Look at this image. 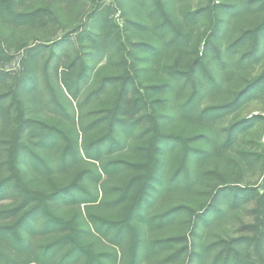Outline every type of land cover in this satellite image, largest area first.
I'll return each mask as SVG.
<instances>
[{
	"label": "rangeland",
	"instance_id": "1",
	"mask_svg": "<svg viewBox=\"0 0 264 264\" xmlns=\"http://www.w3.org/2000/svg\"><path fill=\"white\" fill-rule=\"evenodd\" d=\"M166 1L175 24L183 23L184 29L191 31L189 42L177 50L168 43L171 30L161 39L155 34L153 26L159 17L153 12L151 0H146L143 5L137 0H15L13 9L17 12L31 11L39 6L47 7L48 12L23 25L0 21V38L11 56L10 60H0V94L6 97L5 113H0V177L9 172L6 164L10 151L8 142L16 111L8 99L17 88L23 117L41 119L63 128L78 152L74 162L59 168V155L66 146L64 139H59L54 148H45L37 143L36 136L23 137L52 165L49 172H36L22 160L24 179L30 187L44 192L78 182L96 195L93 202L56 201L50 207L62 218L74 222L80 231V240L94 252L108 253L102 258L104 264H211L217 250L230 239L255 235L251 225L264 217V199L261 201L256 194L264 195V42L257 50L256 58L235 72H223L212 57L218 48L225 49L243 31L264 19L262 0H237L238 5L252 4L235 14L224 9L220 15L219 34L209 43H206V37L213 21L208 7L215 1L227 7L236 0ZM201 8L203 12L191 23L189 17ZM155 45L160 48L157 56L152 52ZM37 46L43 48L33 54L30 48ZM250 51L251 43L247 42L232 53L230 59ZM200 56L206 60L204 67L217 80L218 86H209L203 78L204 67L195 62ZM81 61L86 63L87 70L75 99L64 89L61 74L70 64L72 72L77 73ZM27 64L36 68L38 77L34 85L20 83ZM46 64L60 103L45 86L43 68ZM190 66L197 67L192 74L199 89L196 110L223 104L226 105L224 113L208 120L180 116L178 105L188 96L191 86L185 84L182 77L174 76L173 69L185 71ZM108 75L126 76L125 104L130 105L136 94L135 88L145 95L147 103L140 104L131 116L123 114L133 126L124 128L116 124L114 135L119 143L110 149L103 148L102 160L120 159L130 163L143 160L151 134L146 115L153 112L162 131L188 136L204 151L200 158L188 160L189 184L182 182L181 175L179 184L169 187L166 183L179 163L181 147L177 144L171 149L164 148L159 169L162 188L150 190L138 216L133 214L129 218L131 230L118 241L98 232L90 216L121 219L133 201L137 187L131 188L117 204L114 200L120 192L116 187L141 170L123 166L106 173L100 169L101 160L89 158L83 152L84 145L107 128L106 121L97 118L112 105L119 81L107 82L105 90L95 98L86 99L85 96ZM222 183L250 186L256 192L252 196H242L236 205L219 196L216 203L221 207L219 215L208 203L216 186ZM18 200L16 192L5 190L0 196V209L8 208ZM171 207L177 209L172 219L163 224L148 220ZM204 209V216H196V212ZM12 220L13 217H1L0 223L8 224ZM40 221L41 218H37L33 227L23 226L19 230L31 257L29 264H38L33 256L42 244L69 232L68 229L43 231ZM257 235L259 244L242 240L236 246L241 264H264V234L259 232ZM167 237L181 239L170 248L149 249V241ZM0 247L12 255H24L18 244L12 245L9 237H0ZM200 253H203L202 257ZM84 260V257L80 258L74 264H84ZM52 261L60 263L54 257Z\"/></svg>",
	"mask_w": 264,
	"mask_h": 264
},
{
	"label": "trees",
	"instance_id": "2",
	"mask_svg": "<svg viewBox=\"0 0 264 264\" xmlns=\"http://www.w3.org/2000/svg\"><path fill=\"white\" fill-rule=\"evenodd\" d=\"M15 0H0V21L10 25H23L28 22H32L36 19V16L43 15L48 12V8L45 6H39L31 11L17 12L13 9V2ZM142 5L146 0H137ZM153 12L159 17V21L153 26L155 34L161 39L168 30H171V37L168 41L169 45L177 50L180 45L187 44L191 37V31L184 29V24H175V19L167 8L166 0H151ZM240 4V3H239ZM252 2L247 4L238 5V2L224 4L215 1L212 7H208L209 14L213 21V27L210 30L209 35L206 37V43L215 39V36L219 34V24L221 22V12L224 9H229L232 14L244 9L246 5H251ZM264 5V0L261 1V5ZM203 8L195 11L190 17L189 21L196 22L198 16L203 12ZM98 16L100 14L98 13ZM185 30V31H184ZM158 38V41L160 39ZM3 39L0 38V60H10L11 56L5 50L3 46ZM247 42L251 43V51L247 54H241L236 59L232 58V53L244 46ZM264 42V19L257 23L255 26L243 31L234 40L229 42L225 49L218 48L213 54L218 67L223 72H235L238 68L244 64H248L256 58V52L261 49ZM209 45V44H208ZM42 46L31 47L30 51L33 54L39 53ZM45 48V47H44ZM160 48L153 46L152 52L154 56L159 53ZM195 62L200 66H207V62L203 56L198 57ZM28 65V64H27ZM27 70L24 73V77L20 79V83L34 85L37 82V72L35 66H26ZM87 65L84 61H81L80 70L72 72V64L68 66V70L63 71L61 74V80L64 84V89L68 94L77 99L79 96V90L81 89V80L86 75ZM197 70V67L190 66L185 71L173 69V74L177 78H183L185 84H190L191 91L188 96L178 105V111L181 117L192 120H208L217 117L226 111V105H211L201 110H196L197 98L199 96V89L196 86L193 72ZM43 79L45 86H47L53 97L58 103L57 94L55 88L50 80L49 72L47 71V64L43 68ZM203 78L206 80L209 86H218L217 80L208 72V69L204 67ZM119 86L115 92V96L112 105L104 109V114L97 118V120H105L107 123L106 130L89 141L83 147L84 154L94 160H101L100 169L106 173L113 170H117L125 166H133L136 169H140L139 173L134 174L121 186L116 187L119 191L118 197L114 200V203H120L123 201L126 193L133 187H137L133 201L130 203L125 211V215L121 219H106L99 218L96 215H91L90 219L94 224L95 229L102 235H110L112 241H118L128 230H131L129 218L131 215L140 213L142 203L147 198L150 190L157 188L161 184L159 175V169L161 168L162 158L161 153L164 152V148L171 149L175 145L181 147V157L179 163L175 169L173 175L167 180V186H177L179 184V178L182 175V182L189 184L191 180L190 170L188 168V160L190 158H200L204 151L198 146L192 143V138L183 136L178 133L165 132L160 129L158 117L153 112L146 116L150 120L151 134L149 137L148 147L146 149L145 158L139 162L130 163L120 159H106L102 160L103 148H113L119 142L115 138L116 124L123 126L124 128H131L133 123L128 120L127 115H133L139 108L140 104H146V97L139 89H134L135 96L131 99V103L125 104L126 96L128 93V81L126 76L108 75L104 76L97 87L88 92L85 96L86 99L95 98L99 96L106 88L107 82H117ZM262 86V85H261ZM264 88V87H263ZM260 87L259 89H263ZM258 89V88H257ZM5 95L0 94V113H5L3 109V103L5 101ZM9 103L14 106L16 111L14 115L15 125L12 130V135L9 140V158L6 164L9 168L8 174L0 177V196L5 190H13L19 196V200L16 204L0 209V218L13 217V220L8 224L0 223V237H9L12 245H17L18 248L24 251L23 256L12 255L8 252H4L0 247V264H29L31 257L29 256L27 245L23 243L19 230L21 227H33L37 218H41L39 222L40 228L43 231H50L53 229H59L64 231L68 229V233H61L53 240L44 243L40 246L39 250L35 252L33 258L38 264H56L52 261V258L59 260V264H74L75 261L84 257V264H104L103 256L107 255L106 252H94L89 246L84 244L80 238V231L74 225V222L70 219H64L50 207V204L56 201H65L70 203H85L96 201V195L86 188L84 185L74 182L71 185H67L61 189H54L53 191L44 192L34 189L28 185L25 181L24 167L22 162L24 161L34 171H46L52 170L51 163L47 158L32 145L23 140V137L30 136L37 137V143L45 148H54L59 139L66 141V146L62 153L59 155L58 167L65 168L71 162H74L76 158L77 150L72 147L71 139L68 133L61 127L51 124L41 119L24 118L23 117V105L17 88H14L9 96ZM97 123V122H96ZM207 137V136H204ZM24 158V159H23ZM23 160V161H22ZM163 185V187H166ZM162 188V185L160 186ZM255 189L250 186H238L222 183L216 186L213 191L208 205L213 207L214 212L220 215L221 207L216 203L219 196L223 201L231 202L233 205L239 204L242 196L254 195ZM258 194V198L264 199L263 194ZM261 203V207H262ZM176 208H169L164 212L152 215L148 218L151 222L163 224L165 221L173 218L176 213ZM196 216H204L206 209L201 212H196ZM252 228L255 229V235L243 236L235 239H230L226 242V245L218 249L215 253L211 264H241L240 253L236 246L240 244L242 240L253 241L255 244H259L260 239L257 235L259 232L264 234V217L258 219L253 223ZM180 237H167L162 239H153L149 241V249H165L173 246L175 242L180 240ZM224 242V241H223ZM21 244V245H20ZM24 244V245H23ZM215 244V243H214ZM67 246V247H66ZM66 247V248H65ZM112 258H115L113 253H110ZM201 257L203 253L199 254Z\"/></svg>",
	"mask_w": 264,
	"mask_h": 264
}]
</instances>
